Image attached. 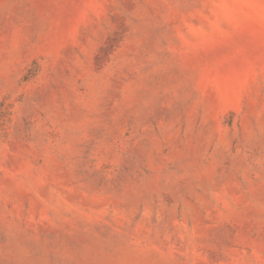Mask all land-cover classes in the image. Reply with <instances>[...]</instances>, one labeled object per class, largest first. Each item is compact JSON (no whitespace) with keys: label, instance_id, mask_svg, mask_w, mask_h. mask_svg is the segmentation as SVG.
I'll list each match as a JSON object with an SVG mask.
<instances>
[{"label":"rangeland","instance_id":"374dc122","mask_svg":"<svg viewBox=\"0 0 264 264\" xmlns=\"http://www.w3.org/2000/svg\"><path fill=\"white\" fill-rule=\"evenodd\" d=\"M0 264H264V0H0Z\"/></svg>","mask_w":264,"mask_h":264}]
</instances>
